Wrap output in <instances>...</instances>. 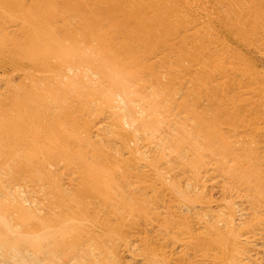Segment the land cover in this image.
<instances>
[{
	"label": "bare ground",
	"instance_id": "6f19581e",
	"mask_svg": "<svg viewBox=\"0 0 264 264\" xmlns=\"http://www.w3.org/2000/svg\"><path fill=\"white\" fill-rule=\"evenodd\" d=\"M0 264H264V0H0Z\"/></svg>",
	"mask_w": 264,
	"mask_h": 264
},
{
	"label": "rangeland",
	"instance_id": "374dc122",
	"mask_svg": "<svg viewBox=\"0 0 264 264\" xmlns=\"http://www.w3.org/2000/svg\"><path fill=\"white\" fill-rule=\"evenodd\" d=\"M199 26L202 27L203 24H201V25H199ZM249 29H250V26L246 27V28H245V31L248 32ZM228 40H229V42H230L231 44L237 42V40H236L235 38H232V37H228ZM239 55H240V56H244L245 58H250V55H248V54H246V53H242V54H239Z\"/></svg>",
	"mask_w": 264,
	"mask_h": 264
}]
</instances>
